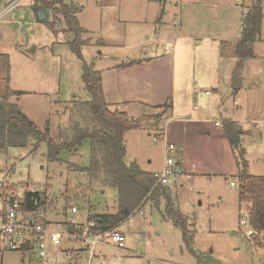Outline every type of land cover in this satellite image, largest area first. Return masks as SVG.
Instances as JSON below:
<instances>
[{
  "label": "rangeland",
  "instance_id": "rangeland-1",
  "mask_svg": "<svg viewBox=\"0 0 264 264\" xmlns=\"http://www.w3.org/2000/svg\"><path fill=\"white\" fill-rule=\"evenodd\" d=\"M214 1L219 0H198L199 8L192 16L181 13L183 0H175L179 4L176 9L173 3L168 1L164 6L160 0H66L80 8L77 16L85 30L82 38L91 40L82 47L83 59L93 63L95 69L127 58L166 53L165 44L172 42L169 53L175 55L176 110L193 115V106L202 108L211 100L218 101L221 113L242 120V127L252 130L244 135L249 171L264 176V73L255 81L246 77L236 98L229 79L214 77V43L206 40L207 35L215 33L219 39H235L240 24L243 30L244 7L250 8L255 0H223L225 7L216 11L220 15L225 10L229 13L219 22L210 6ZM3 12L6 15L0 18V95L7 89L21 92L11 97L13 102L41 128L49 120L51 136L59 141L60 130L69 127L74 101L91 100L82 80L83 61L62 42L72 38L62 26L55 34L41 22L34 0H6L0 7V16ZM258 45L264 51V41ZM207 91H212V95H207ZM225 106L228 112L224 111ZM168 110L159 107L135 112V118H149L142 122L139 131L125 136L127 165L137 162L143 170L158 174L167 157L176 158V151L165 153L162 134ZM252 121H260L262 126L252 127ZM212 141L199 143L203 153L193 157L196 168L202 165L205 172L222 171L229 180L238 182L231 153L227 156L223 150L218 152ZM33 145L31 140L26 148L0 151V173H11L10 183L18 190L46 191L55 201L75 203L80 209L117 211V191L91 187L86 174L78 170V166L90 164L89 141L77 152L62 150L59 161L48 159L46 142L34 152ZM210 149L215 154L210 155ZM229 180L221 175H176L166 186L175 208L189 218L188 243L182 230L166 217V200L163 198L159 205L149 201L118 225L125 236V247L98 245L96 253L106 258L96 257L93 264H263L264 238H257L254 244L245 235L249 227L239 229L241 212L250 210L251 199L241 198L239 185L231 186ZM28 259L17 251L5 254L3 262L27 264Z\"/></svg>",
  "mask_w": 264,
  "mask_h": 264
},
{
  "label": "trees",
  "instance_id": "trees-1",
  "mask_svg": "<svg viewBox=\"0 0 264 264\" xmlns=\"http://www.w3.org/2000/svg\"><path fill=\"white\" fill-rule=\"evenodd\" d=\"M50 12V19L45 24L55 34L62 26L72 38L66 41L69 48L83 61L82 80L86 90L91 94L90 101L76 100L71 109L70 123L66 130H60L59 141L50 133L51 124L48 120L41 129L13 102L14 95L21 92L7 89L0 95V151L11 147L26 148L34 140L32 152L42 142L47 144V157L50 161H59L60 153L66 149L77 152L84 142L91 145V159L88 166H78L84 172L91 185L117 191V211L114 213L93 214L88 216L91 230L105 231L118 225L131 214L152 201L159 205L166 200L165 215L182 230L184 240L188 243V217L181 214L174 206L166 185L158 182L155 173L147 172L137 162L125 163L127 148L125 134L137 130L142 122L149 117L135 118L126 111L112 109L106 101L101 71L83 59L82 47L91 41H84L85 32L77 16L78 8L66 3L65 0H34ZM263 0H255L243 19L242 37L236 46L237 63L233 70L232 86L237 92L240 88L241 71L245 60L255 57L254 43L259 39L264 28ZM135 62H129L123 67ZM165 109L172 107L171 102L163 105ZM223 130L231 148L238 174L236 175L241 195L251 199V224L256 231L264 230V176L249 173V163L242 137L245 134L242 126L235 120L222 123ZM73 231L72 226L69 227ZM257 240L256 237H254Z\"/></svg>",
  "mask_w": 264,
  "mask_h": 264
},
{
  "label": "crops",
  "instance_id": "crops-1",
  "mask_svg": "<svg viewBox=\"0 0 264 264\" xmlns=\"http://www.w3.org/2000/svg\"><path fill=\"white\" fill-rule=\"evenodd\" d=\"M6 0H0V7ZM11 1V0H10ZM13 1V0H12ZM66 1V0H65ZM101 1V0H99ZM173 3L174 8H178L179 4L175 0H160V2L165 6V4ZM198 0H183L181 3V13L185 15H192L195 13L196 8H199ZM240 1V0H238ZM175 2V3H174ZM67 3V2H66ZM223 0L214 1L212 8H214V19L219 21H224L227 18L228 11H223L220 15L218 9L223 10L225 4ZM264 8V0L262 1ZM34 8L36 12L39 13L41 22L45 23L50 19V12L43 8L42 6L36 4L34 1ZM78 8V7H77ZM248 8V7H247ZM80 8H78V11ZM169 11V10H168ZM165 12V7L163 9ZM198 14H200L198 10ZM6 15V12H3L1 16ZM47 17V18H46ZM79 19V18H78ZM216 20V21H217ZM160 22H163L160 20ZM164 23V22H163ZM243 27V24H242ZM235 39H224L213 34L211 36L207 35L206 40L208 43H214V50L211 54L212 60L215 62V73L214 77L227 78L232 82L233 70L238 61L236 56V46L242 37L241 24L237 32ZM264 28L261 32L259 39L254 43L255 57L245 60L241 77L242 82L240 88L237 92H234L236 98L239 97L242 89L244 88L243 82L246 77H250L253 81L257 80L256 78L260 73H264V51L259 50V43L264 41ZM90 40V39H89ZM91 41V40H90ZM66 43V41H62ZM59 43V42H57ZM166 45V44H165ZM165 48V46H164ZM165 51V50H164ZM166 52V51H165ZM135 62L134 64L123 67L126 63ZM101 71L102 76V87L106 101L111 105L112 109H120L126 111L130 116L137 117L136 113L140 109H156L162 107L166 103L171 102L172 107L168 110V113L164 118L165 127L163 128V138L165 141V146L167 143H174L176 145L177 156L174 158L176 166H180L181 173L178 175L181 176H225L226 179H231L226 176L225 172H205V166L196 168V164L193 163V157L198 156L203 151L199 149V143L201 141L213 140L212 142L216 143L218 152L221 150L225 153L232 155V160L235 163L231 148L229 146L228 140L226 138L223 126L216 125V121L221 120L222 123L226 120H234L225 116L220 112V104L218 101H209L202 108L193 106V115L192 114H180L179 108L176 110V103H174L173 98L175 97V55H171L169 52L157 54L156 56L146 57V58H136L122 60L121 62H113L105 67L98 68ZM229 81V83H230ZM233 88V86H232ZM212 92V91H211ZM207 94V92H206ZM211 96L210 94H207ZM221 96L222 94L219 93ZM237 101V100H235ZM237 108L240 107L239 104L236 105ZM224 111L228 112V107H224ZM181 112V111H180ZM52 118V117H50ZM48 118L45 119V122ZM240 125L242 120L236 119ZM43 122V123H45ZM40 128L41 125L37 124ZM242 126V125H241ZM243 128V127H242ZM43 129V126L42 128ZM140 129V128H139ZM137 130L128 131L127 133L137 132ZM245 134H251V129H244ZM247 132V133H246ZM125 134V136H126ZM244 134V135H245ZM151 135V133H149ZM193 135V137H192ZM244 135L242 137V143L244 146ZM196 139V142L194 140ZM246 157H247V148ZM216 152V153H218ZM209 154H215V152L210 149ZM250 167V161L247 160ZM165 164V163H164ZM236 165V163H235ZM196 169V170H194ZM235 174H238V168L236 166ZM250 173V171H249ZM156 174V173H155ZM251 174V173H250ZM233 181V180H229ZM238 183V182H236ZM231 185V184H230ZM232 186V185H231ZM236 187V186H234ZM241 195V198H245ZM56 203L58 201H55ZM60 205H65L67 208L70 205H76L75 203L67 204L65 201L58 202ZM78 206V205H77ZM92 206V205H91ZM79 207V206H78ZM90 208V207H88ZM88 208L81 209L83 211ZM94 208V207H93ZM140 208L138 211H140ZM97 214L104 213H114V212H102L96 209ZM189 221V218H188ZM75 245V249L71 246ZM65 247L68 248L64 256V262L71 264L73 262L82 261L87 258L88 253L84 250L83 245L80 241H71L69 244H65ZM110 247V246H109ZM81 262V263H82Z\"/></svg>",
  "mask_w": 264,
  "mask_h": 264
},
{
  "label": "built area",
  "instance_id": "built-area-1",
  "mask_svg": "<svg viewBox=\"0 0 264 264\" xmlns=\"http://www.w3.org/2000/svg\"><path fill=\"white\" fill-rule=\"evenodd\" d=\"M249 8L244 7V16ZM2 16H0L1 18ZM173 48L172 42H167L165 51ZM207 94H212L207 91ZM237 104V101H235ZM222 121H216L221 125ZM251 126L259 129L262 126L260 121H252ZM176 151L174 143H167L165 153L167 155ZM177 174L176 164L172 157H167L162 171L156 174L158 182L168 185ZM11 173H0V264H4L3 257L10 252H23L29 258L27 264H67L64 262L63 254L68 248L65 244L71 241H80L84 250L88 253L83 264H93L96 257L104 260L103 255L97 252L98 245L125 247V236L118 229L113 227L105 231H93L88 226V216L97 214L95 208L81 210L77 205L58 206V202L49 193L25 190L21 192L10 183ZM232 186L238 183L230 181ZM53 209L50 215L49 211ZM72 226L73 231L69 230ZM248 226L245 235L252 238L254 244L256 238H264V230L256 231L251 224L250 210L242 211L239 218V229ZM75 249V245L71 246ZM75 262V264H79ZM264 264V263H263Z\"/></svg>",
  "mask_w": 264,
  "mask_h": 264
},
{
  "label": "water",
  "instance_id": "water-1",
  "mask_svg": "<svg viewBox=\"0 0 264 264\" xmlns=\"http://www.w3.org/2000/svg\"><path fill=\"white\" fill-rule=\"evenodd\" d=\"M176 172H177V174H180L181 173L180 166H176Z\"/></svg>",
  "mask_w": 264,
  "mask_h": 264
}]
</instances>
